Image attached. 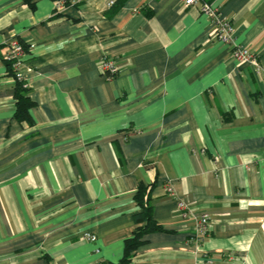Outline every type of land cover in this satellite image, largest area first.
Instances as JSON below:
<instances>
[{
  "label": "crops",
  "instance_id": "crops-1",
  "mask_svg": "<svg viewBox=\"0 0 264 264\" xmlns=\"http://www.w3.org/2000/svg\"><path fill=\"white\" fill-rule=\"evenodd\" d=\"M55 3L0 0V264H119L145 226L140 187L159 230L130 264H264V0ZM202 3L259 72L214 39ZM11 41L30 123L14 118Z\"/></svg>",
  "mask_w": 264,
  "mask_h": 264
},
{
  "label": "built area",
  "instance_id": "built-area-1",
  "mask_svg": "<svg viewBox=\"0 0 264 264\" xmlns=\"http://www.w3.org/2000/svg\"><path fill=\"white\" fill-rule=\"evenodd\" d=\"M77 2L80 0H76ZM201 0H183L184 6H192L198 4ZM64 1H58L55 3L56 9H60ZM113 1L109 2L112 5ZM200 12L205 15L210 23L214 26V39L225 45L230 50V55L234 61L238 64H249L256 72L260 71V65L257 55L252 53L247 48L238 45L234 38V29L230 21L223 17L219 11L212 5L202 3L200 5ZM25 55V48L18 41H11L8 46V51L4 56V62L12 72L15 81L22 85L24 89H27V84L21 73V66L23 57ZM100 72L108 79L115 78L119 73V66L117 63L109 58H103L100 64ZM166 191L170 194L173 193L172 185L166 186ZM182 207V205H179ZM195 230L201 239L209 230V218L207 215H202L200 218L195 220ZM83 239L87 242H95L96 237L92 234L85 233ZM197 264H214V260L209 255H204Z\"/></svg>",
  "mask_w": 264,
  "mask_h": 264
},
{
  "label": "trees",
  "instance_id": "trees-1",
  "mask_svg": "<svg viewBox=\"0 0 264 264\" xmlns=\"http://www.w3.org/2000/svg\"><path fill=\"white\" fill-rule=\"evenodd\" d=\"M27 3H30L31 0H25ZM53 1H61V0H53ZM65 4H69L72 0H62ZM11 73V72H10ZM12 75V74H11ZM25 89L21 84L16 83L14 87V99H15V120L21 122L26 121L30 123L29 109L32 107V102L29 100L28 96L25 95ZM146 189L144 187H140L136 193V199L141 206L142 213L141 217L145 221V226L139 228L135 231L133 237L125 241L124 245V255L119 264H130V259L133 251L138 247L139 240L142 236L155 232L159 230V227L153 222L150 216V207L148 205L147 195H145Z\"/></svg>",
  "mask_w": 264,
  "mask_h": 264
}]
</instances>
